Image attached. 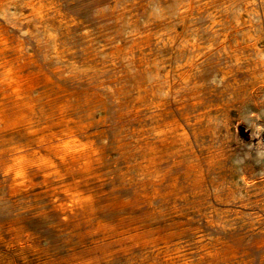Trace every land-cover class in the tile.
Returning <instances> with one entry per match:
<instances>
[{"label": "rangeland", "instance_id": "rangeland-1", "mask_svg": "<svg viewBox=\"0 0 264 264\" xmlns=\"http://www.w3.org/2000/svg\"><path fill=\"white\" fill-rule=\"evenodd\" d=\"M56 1V22L62 24L31 21L15 8L0 13V24L22 51L21 61L26 64L27 73L32 71L40 80L39 87L32 92L37 109L46 116L59 104L69 106L81 142L90 144L92 150L68 154L58 165V172L44 168L38 156L29 155L25 170L28 177L16 176L11 169L10 149L21 142L36 146L44 141L38 140L42 131L29 134L24 127L13 125L17 111L13 103H7L10 118H0L7 120L5 125L0 122V264H264V141L258 145L240 137V143L233 146L221 165L208 169L205 181L198 186L185 175L187 158L180 161L169 149L157 157L154 170L160 174V181L150 177L145 166L154 140L150 128L155 121L136 112V82L148 75L137 64L157 47L154 36L147 39L146 33L181 29L174 8L179 0ZM254 4L253 8L262 9L264 2L255 0ZM225 5L221 0L219 7ZM192 17L188 22L191 29L204 33L207 15L197 12ZM250 17L257 30H264L262 15ZM49 30L56 33L55 40L49 38ZM118 45L131 52L113 60L110 52ZM55 48L61 50L60 58L56 57ZM210 74L207 77L212 82ZM262 96L258 103L250 102L245 108L244 129L257 122L250 116L253 113L264 130V93ZM53 121L43 118L37 128L40 130ZM222 128L219 127L217 144L223 138L233 137ZM211 142L208 137L199 138L196 146Z\"/></svg>", "mask_w": 264, "mask_h": 264}, {"label": "bare ground", "instance_id": "bare-ground-1", "mask_svg": "<svg viewBox=\"0 0 264 264\" xmlns=\"http://www.w3.org/2000/svg\"><path fill=\"white\" fill-rule=\"evenodd\" d=\"M148 1H150V0H148ZM220 1L221 0H179L178 3H176L177 5L175 7L174 6L173 7L175 8V10H177L178 16L181 20V23H182L181 29L180 30L172 29L169 31H167V30L165 31V29H164V30H160V31H153L151 33L149 32V33H146L144 35L145 38H147V39L154 36V38L157 40V47L155 49L149 51L148 53H146L147 55H152V58H147L145 56L146 55L145 54L138 61V64H137L138 68H141L148 75L146 77L140 78L136 82V87H135L136 95H134L133 102H134V104L137 105L136 112L145 114L146 116H148V118L153 119L155 121V124L150 128V132H151V135H152L154 140L151 141L152 147H151V149L149 148L150 156L147 159L148 163L145 165L146 169L149 170V174L152 175L150 177H153L155 181L161 180V177L159 176L160 174H158V172H156L154 170V168H155L156 163H157V157L160 156V154L163 150L169 149L171 151V154L175 155L178 159H180V161L182 158H185V157L187 158V170H186L185 175L187 176V178L192 179L194 184L198 186V185H201V183H203L205 181L206 173L208 172V169L211 167H214L217 164H219L220 162H222L224 160V158L226 157L227 153L232 150L233 146H236L238 143H240V141H241L240 137L241 138L247 137L250 139V141L255 142L258 145L264 141L263 126L259 123V120L255 114L252 113V114H250V116H251L252 120L257 121V122H255V123L253 122V124L248 129H244L245 123L243 121L244 120L243 119L244 110H246L245 108L247 107V105L250 102L258 103L259 99L260 98L262 99V97H263L262 94L264 93V30H260V29L257 30L255 28V23L252 20V17H250V15L256 14V15H262V17L264 19V5L262 6V9H259V8L256 9V8H253V4L255 3V0H228V2H227V0H223L224 4L226 3V5L223 6V8L222 7L220 8L219 7ZM171 2H173V0ZM261 2H264V0H261ZM170 4H172V3H170ZM239 6H241V10L239 8V10L235 12L236 7H239ZM12 8H15L16 10L19 9V11L23 15V18H27L31 21L36 20V21H39L38 23L48 22V25L49 24L56 25L57 23L62 24L61 21L56 22L57 13H58L56 0H0V13L5 14V12H7V11L9 12V10H11ZM169 9H170V7H169ZM26 10H27V12H26ZM197 12L199 14L205 13L207 15V18H208V24H207V26H205L206 29H205L204 33H200L196 29H191L190 24L188 23L189 20H191L193 18L192 17L193 14H196ZM10 13H12V11ZM140 13H142V12H140ZM63 14H64V12H63ZM130 14H132V13H130ZM18 15H19V13H18ZM68 15H70V14H68ZM96 16H98L97 13H96ZM109 16H108V18H109ZM120 17H121V15H120ZM203 17H205V16H203ZM9 19L11 20V18H9ZM130 21H131V18H130ZM10 22H12V20ZM177 23L179 24V21ZM10 24L11 23H9V25ZM12 24H14V22ZM260 24H261V21H260ZM11 26H13V25H11ZM139 26H141V24ZM126 27H128V26H126ZM137 27H138V24H137ZM37 30H38V28H37ZM52 30H49V33H48L49 38L51 40H55V37H56L55 34L56 33H54ZM38 31H40V30H38ZM56 31H58V30H56ZM115 31H118V30H115ZM204 35H207V37H205ZM108 36H109V34H108ZM125 37L128 38L127 36H125ZM135 38H136V36H135ZM12 40H13V38H12ZM103 40H104V38H103ZM82 41H84V40H82ZM109 41H111V40H109ZM85 43H87V42H85ZM97 43H99V42H97ZM94 44H96V43H94ZM154 44H156V43H154ZM84 45H86V44H84ZM55 46H56V44H55ZM91 46H92V44H91ZM102 49H103V46H102ZM108 49H110V46ZM130 49H132V48H130ZM139 50H140V48H139ZM144 50H145V48L141 47V51H144ZM20 51H21L20 48L16 47L13 44V42L11 41V38L9 37L7 30L0 24V118L5 119L8 116L7 107H9L10 105L7 107H6V105L8 102H9V104L13 103V105L17 111V113H16L17 116L15 119H13V123H14L13 125L16 124V125H20L22 128L24 127V129H26L29 132V134H35V133H38L39 131H42L41 133H43V134L40 135L38 140H39V142L44 141V143H39L36 146H33L30 143L26 144V145H21L22 142L20 143V145L13 146L10 149V153H9V155L11 156L10 159L12 160L11 169L16 176L22 177L25 174L26 162L28 161L29 155H33V156L35 155V156L39 157V161H41V165L44 168L54 169L55 172H58V170H57V168H59L58 165L61 162H64L66 160L68 154L73 153L75 151L80 152V153H82V152L86 153V152L91 151L92 148H91L90 144H84L81 142L80 131L76 127L77 125H74L75 119L72 116V111H71V108L69 106L64 105V104H59V106H57L55 111L54 110L51 111V113H48L46 116H44V113L42 110H41L42 112H40V109H37L38 104L35 101L36 97L34 100V98L32 97V92L39 87L40 80L35 75L31 74L32 71H31V73H27L26 64H24L21 61L22 55H21ZM129 51H130L129 49L118 45L110 52V55H111L110 58L112 57L111 59H113V60L117 59V58L119 59L120 56H125L127 53H129ZM38 52H40V51H38ZM144 53H145V51H144ZM55 54L57 55L56 56L57 58H60L61 57V50L59 52V50H57V48H55ZM97 54H99V53H97ZM127 56H128V54H127ZM65 57H67V56H65ZM136 57H137V55H136ZM46 60H48V59H46ZM125 60H127V59H125ZM137 60H138V58H137ZM63 63H64V61H63ZM114 64H115V62H114ZM33 66H34V64H33ZM59 66H61V65H59ZM82 66H83V64H82ZM91 69H93V68L91 67ZM41 70H43V69H41ZM58 71H60V70H58ZM79 71H81V70H79ZM97 72H98V70H97ZM209 74H210V76H212V82H210L211 77L210 78L207 77ZM36 75H37V73H36ZM57 75H58V73H57ZM93 75H95V73ZM41 76H43V74ZM62 76H63V74H62ZM106 83H104V84H106ZM53 86H52V88H53ZM101 87H102V85H101ZM45 92H47V90ZM40 95L42 96V94H40ZM44 95H45V93H44ZM46 96L47 95H45V97ZM69 96H70V94H69ZM128 96H131V94ZM46 101H48V100H46ZM51 101H53V100H51ZM122 103H125V102H122ZM42 105H43V103L41 104V106ZM133 111H135V110H133ZM247 111H249V110H247ZM12 112H14V111H12ZM13 115H15V113ZM126 115H127V113H126ZM235 115H236V117H235ZM260 116H261V114H260ZM12 117H15V116H12ZM141 117H143V116H141ZM43 118H45V119L53 118V120L55 119V121H53L51 124L45 125L44 127H42V129L39 130L37 128V126L40 124V122L42 121ZM219 118H220V120H219ZM121 119H123V118H121ZM8 120H10V119H8ZM126 120L127 119H125V121ZM6 121L5 120H4V122L2 121L4 123V125H5ZM8 124H9V122H8ZM219 127L220 128L223 127L222 129H224L227 134L230 132L233 136L232 139L226 137V138H223L222 141L217 144L216 142H218V141H216V140L220 135L218 133ZM84 128H86V127H84ZM120 129H122V127ZM7 131H10V130L7 129ZM94 135H96V134H94ZM98 135H99V133H98ZM207 137L210 138L212 141L210 144H208L206 146H201V147L196 146V143H197L199 138L201 140V139H205ZM4 138H6V137H4ZM7 140H9V139H7ZM27 141H29V140H27ZM141 142H140V144H141ZM1 143H2V140H1ZM148 145H149V143H148ZM134 146H135V144H134ZM149 146H151V145H149ZM3 148H5V147H3ZM123 148H125V147H123ZM138 150H139V148H138ZM93 151H94V149H93ZM140 156H141V154H140ZM159 160H162V159H159ZM227 160H228V158H227ZM177 163H178V161H177ZM32 165H33V163H32ZM219 165H221V164H219ZM67 166H69V165H67ZM176 167H179V166H176ZM37 169H38V167H37ZM67 171H69V170H67ZM47 173H49V172H47ZM50 173H53V172H50ZM50 173H49V175H53ZM142 173H143V171H142ZM246 174H248V173H246ZM26 176L28 177V175H26ZM145 176H147V175H145ZM225 176H226V174H225ZM65 177H63V178H65ZM261 177H263V176H261ZM147 181H149V180H147ZM218 181H220V180H218ZM247 181H250V180H247ZM176 182H178V180ZM209 183H212V182H209ZM189 185H190V183H189ZM259 189H260V187H259ZM179 190H181V189H179ZM80 193H82V192H80ZM207 193H208V191H207ZM170 194L171 193H169V195ZM231 194H233V193H231ZM80 197L82 198L81 195H80ZM182 197L184 199V196H182ZM218 201H219V199H218ZM246 207H248V206H246ZM208 208H210V207H208ZM214 208H211V209H214ZM198 209L200 210L201 208H198ZM216 209H217V207H216ZM201 210L203 211V209H201ZM178 212H179V210H178ZM204 213H206V212H204ZM202 214H203V212H202ZM207 215H208V213H207Z\"/></svg>", "mask_w": 264, "mask_h": 264}]
</instances>
